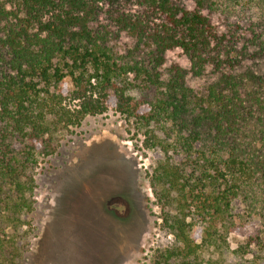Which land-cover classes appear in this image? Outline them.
<instances>
[{
  "label": "trees",
  "instance_id": "trees-1",
  "mask_svg": "<svg viewBox=\"0 0 264 264\" xmlns=\"http://www.w3.org/2000/svg\"><path fill=\"white\" fill-rule=\"evenodd\" d=\"M184 1L0 0V227L13 228L0 232V264L28 250L40 158L58 133L107 111L110 93L157 154L148 178L173 241L148 264H264V28L228 37L210 19L213 0ZM175 49L189 72L216 75L200 114L182 101L186 69L162 78ZM131 87L155 97L135 100ZM249 227L232 249L230 233Z\"/></svg>",
  "mask_w": 264,
  "mask_h": 264
},
{
  "label": "rangeland",
  "instance_id": "rangeland-1",
  "mask_svg": "<svg viewBox=\"0 0 264 264\" xmlns=\"http://www.w3.org/2000/svg\"><path fill=\"white\" fill-rule=\"evenodd\" d=\"M184 3L194 7L190 0ZM213 3L210 19L221 34L249 37L251 29L264 28V0ZM116 41L132 44L124 33ZM121 50L125 52L123 46ZM175 64L186 69L182 101L192 114L202 113L211 102L213 69L199 76L189 72L188 56L175 49L166 54L163 79L170 77L169 68ZM128 93L138 101L155 97L153 88L131 87ZM110 97L107 111L58 133L54 153L40 158L35 168L33 229L22 264H148L159 246L173 241L159 229L161 208L155 204L148 178L157 154L142 150L132 120L118 112L114 93ZM12 230L0 227L3 237ZM251 231L249 227L231 232V248ZM195 236L199 237L198 231ZM228 261L234 258L229 256Z\"/></svg>",
  "mask_w": 264,
  "mask_h": 264
}]
</instances>
